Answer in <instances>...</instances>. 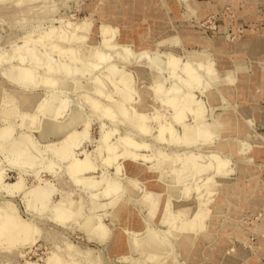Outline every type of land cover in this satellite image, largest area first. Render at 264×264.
<instances>
[{
	"label": "rangeland",
	"instance_id": "374dc122",
	"mask_svg": "<svg viewBox=\"0 0 264 264\" xmlns=\"http://www.w3.org/2000/svg\"><path fill=\"white\" fill-rule=\"evenodd\" d=\"M247 1L0 0V264H264Z\"/></svg>",
	"mask_w": 264,
	"mask_h": 264
},
{
	"label": "crops",
	"instance_id": "0c3cea01",
	"mask_svg": "<svg viewBox=\"0 0 264 264\" xmlns=\"http://www.w3.org/2000/svg\"><path fill=\"white\" fill-rule=\"evenodd\" d=\"M248 3H256L260 6H262L261 9V16H260V24L259 28H257L258 33L254 34L253 30L247 29V35L245 37V40H241L240 44L243 48H241V52L246 51V54L249 53V55H256L255 58H261L264 60V0H248ZM252 8V9H251ZM250 12H252L251 20H253V15L255 14V11L253 7L251 6ZM259 24V25H260ZM258 25V24H257ZM242 65V64H241ZM244 65H242L243 67ZM246 67V66H245ZM260 72V69H259ZM261 73V72H260ZM263 76V73H261ZM246 75V74H245ZM247 76H249L247 74ZM264 81V78H263Z\"/></svg>",
	"mask_w": 264,
	"mask_h": 264
},
{
	"label": "bare ground",
	"instance_id": "6f19581e",
	"mask_svg": "<svg viewBox=\"0 0 264 264\" xmlns=\"http://www.w3.org/2000/svg\"><path fill=\"white\" fill-rule=\"evenodd\" d=\"M174 60H175V62H174ZM174 60H173V62L176 63V59H174ZM173 62H171L170 64L172 65ZM242 65H243V64H242ZM205 67H206V66H205ZM209 67H210V66H209ZM243 67H244V66H243ZM188 72H189L190 76H192V78L196 77V74H195V76H194L195 71H193L192 69H191V70L189 69ZM25 73H26V72H25ZM240 74H242V73H240ZM121 77H122V76H121ZM124 77H125V76H124ZM239 78H240V77H239ZM122 79H123V77H122ZM190 79H191V78H190ZM124 80H125V78H124ZM246 81H247V80H246ZM127 93H128V92H127ZM173 102H174V100H173ZM173 102H172V103H173ZM201 102H202V101H201ZM201 104H203V103H201ZM173 105H174V104H173ZM197 105H198V104H197ZM203 105H204V104H203ZM178 106H179V105H178ZM198 106H199V105H198ZM183 107H184V106H183ZM200 107H201V106H199L198 108H200ZM196 108H197V107H196ZM203 109H204V108H203ZM58 110L60 111V109H58ZM58 110L56 111V112H57V115H59V113H60V112L58 113ZM200 110H202V108H200V109H198V110L196 109V111H197L196 113H198V116H199V113H200V112H198V111H200ZM204 110H206V109H204ZM178 111H179V110H178ZM184 112H185V111H184ZM202 113H203V112H202ZM202 113H201V114H202ZM230 117H231V115H228V116H227V118H230ZM58 124H59V123H58ZM49 128H50V129H53V130H55V131H57L58 128H59V130H60V127H58V125H57L56 123H54V122H53L52 124L49 125ZM162 129L164 130V128H162ZM162 129H161V131H162ZM194 132H195V131H194ZM196 132H197V131H196ZM72 134H74V132H72ZM208 134H209V133H208ZM69 135H70V134H69ZM191 135H193V134H191ZM67 137H69V136H67ZM70 140H72V139H70ZM71 142H72V141H71ZM73 142H74V140H73ZM73 142H72V143H73ZM72 143H71V144H72ZM74 166H75V167H74ZM84 166H87L86 163H85V165H84V163H76V164L73 165L74 169L76 168V169H78V170H80V169L83 170V169L85 168ZM93 184H94V183H93ZM90 185H91V184H90Z\"/></svg>",
	"mask_w": 264,
	"mask_h": 264
}]
</instances>
